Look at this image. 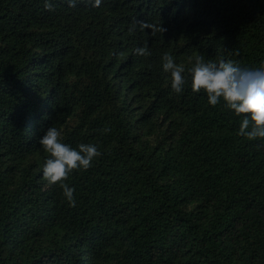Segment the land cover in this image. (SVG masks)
Listing matches in <instances>:
<instances>
[{
  "label": "trees",
  "instance_id": "16d2710c",
  "mask_svg": "<svg viewBox=\"0 0 264 264\" xmlns=\"http://www.w3.org/2000/svg\"><path fill=\"white\" fill-rule=\"evenodd\" d=\"M197 54L259 66L264 0H0V264H264V141L191 89ZM49 126L101 153L74 205L41 175Z\"/></svg>",
  "mask_w": 264,
  "mask_h": 264
},
{
  "label": "clouds",
  "instance_id": "9594fccd",
  "mask_svg": "<svg viewBox=\"0 0 264 264\" xmlns=\"http://www.w3.org/2000/svg\"><path fill=\"white\" fill-rule=\"evenodd\" d=\"M99 3L100 0H95V5ZM138 23L142 29L164 31L162 24L149 21ZM133 51L140 56L149 54L147 45L136 47ZM190 59L192 63L187 68V75L190 76L191 89L194 92L203 91L209 105L215 106L222 101L233 115L239 117L236 135L264 141V60L259 66L248 67L231 59H205L199 54ZM161 68L170 77L171 89L176 93L182 92L186 82L185 66L177 63L173 55L166 51L161 57ZM61 137V131L55 126L47 127L40 135L39 144L48 153L41 175L48 184H58L63 197L74 205L75 189L65 182L67 176L73 170H87L101 153L95 143L81 142L72 146ZM262 146L257 145L258 148Z\"/></svg>",
  "mask_w": 264,
  "mask_h": 264
}]
</instances>
